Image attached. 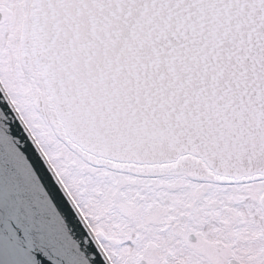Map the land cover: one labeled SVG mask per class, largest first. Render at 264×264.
<instances>
[{
  "label": "snow or ice",
  "instance_id": "obj_1",
  "mask_svg": "<svg viewBox=\"0 0 264 264\" xmlns=\"http://www.w3.org/2000/svg\"><path fill=\"white\" fill-rule=\"evenodd\" d=\"M0 264H264V0H0Z\"/></svg>",
  "mask_w": 264,
  "mask_h": 264
}]
</instances>
